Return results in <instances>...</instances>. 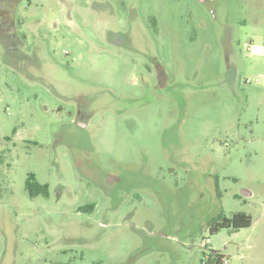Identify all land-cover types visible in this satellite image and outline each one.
I'll return each mask as SVG.
<instances>
[{
	"label": "rangeland",
	"instance_id": "obj_1",
	"mask_svg": "<svg viewBox=\"0 0 264 264\" xmlns=\"http://www.w3.org/2000/svg\"><path fill=\"white\" fill-rule=\"evenodd\" d=\"M0 16V264H264V0H0ZM236 212L252 225L211 233Z\"/></svg>",
	"mask_w": 264,
	"mask_h": 264
},
{
	"label": "flooded vegetation",
	"instance_id": "obj_2",
	"mask_svg": "<svg viewBox=\"0 0 264 264\" xmlns=\"http://www.w3.org/2000/svg\"><path fill=\"white\" fill-rule=\"evenodd\" d=\"M5 1V0H4ZM10 2L12 1V3H14L15 4V2L17 3V2H19V1H21V0H9ZM30 2H31V0H29ZM200 1H208V0H200ZM12 6H13V9H12ZM15 5H12L11 4V16L10 17H7L8 18V24H9V29H8V32H9V38H8V42H9V49L11 50V51H19V48H18V46H17V42H19V44H21L22 45V42L20 41V37L18 36V32L19 31H21L20 32V36H21V38L22 39H26L27 37H28V34H29V32H26V31H24V30H22V28L25 26V24L23 23V21L22 20H16L15 19V14H14V9H15V7H14ZM0 18L2 19L1 21V23H3V17H1L0 16ZM71 20H73L72 19V17H71ZM4 24V23H3ZM153 25H154V30L156 31V22L155 23H153ZM27 26V25H26ZM20 28V29H19ZM28 33V34H27ZM31 35V34H30ZM87 110H86V107H84V105L81 103V104H78V106H76V110H75V115H76V118H75V122H76V125H78V126H86L87 125V119H88V114H87V112H86ZM29 177V176H28ZM36 177V176H35ZM28 179V178H27ZM37 179V178H36ZM27 181V180H26ZM36 183H41V182H39L38 180L36 181ZM41 184H47V183H41ZM50 186V185H49ZM25 188H26V183H25ZM26 190L28 191V193H29V190L26 188ZM244 193L245 194H247L248 192L246 191V190H244ZM29 195H30V193H29ZM49 195H50V193H49ZM37 196H43V197H49V196H45V195H37ZM37 196H35V197H37ZM30 197H31V195H30ZM32 198H34V197H32ZM95 207V205L94 204H91V205H88V206H85L84 208L85 209H87V210H91V209H93ZM233 215H234V213L232 214V216L231 217H226V218H228V219H231L232 217H233ZM224 218L225 217H223L222 219H220V220H224Z\"/></svg>",
	"mask_w": 264,
	"mask_h": 264
},
{
	"label": "trees",
	"instance_id": "obj_3",
	"mask_svg": "<svg viewBox=\"0 0 264 264\" xmlns=\"http://www.w3.org/2000/svg\"><path fill=\"white\" fill-rule=\"evenodd\" d=\"M37 179L35 174L30 173L26 181V188L29 190L31 197L37 195L49 196L50 186L49 184L36 183ZM88 209V208H87ZM252 225V217L246 212H236L231 219L224 218V220H218L211 225V233H216L222 228H232L233 230H240ZM223 256L217 254L215 264H223Z\"/></svg>",
	"mask_w": 264,
	"mask_h": 264
},
{
	"label": "built area",
	"instance_id": "obj_4",
	"mask_svg": "<svg viewBox=\"0 0 264 264\" xmlns=\"http://www.w3.org/2000/svg\"><path fill=\"white\" fill-rule=\"evenodd\" d=\"M248 49H249V50H252V47H251V46H248ZM247 82L250 83L251 80H247ZM223 262H224V263H227L228 261H227V260H223Z\"/></svg>",
	"mask_w": 264,
	"mask_h": 264
}]
</instances>
